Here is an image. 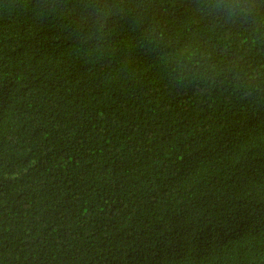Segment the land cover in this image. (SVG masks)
<instances>
[{
    "label": "trees",
    "instance_id": "obj_1",
    "mask_svg": "<svg viewBox=\"0 0 264 264\" xmlns=\"http://www.w3.org/2000/svg\"><path fill=\"white\" fill-rule=\"evenodd\" d=\"M0 0V264H264V0Z\"/></svg>",
    "mask_w": 264,
    "mask_h": 264
},
{
    "label": "clouds",
    "instance_id": "obj_2",
    "mask_svg": "<svg viewBox=\"0 0 264 264\" xmlns=\"http://www.w3.org/2000/svg\"><path fill=\"white\" fill-rule=\"evenodd\" d=\"M201 10L207 15L234 21L250 16L253 5L252 0H202Z\"/></svg>",
    "mask_w": 264,
    "mask_h": 264
}]
</instances>
